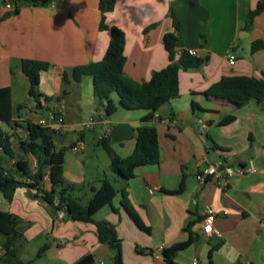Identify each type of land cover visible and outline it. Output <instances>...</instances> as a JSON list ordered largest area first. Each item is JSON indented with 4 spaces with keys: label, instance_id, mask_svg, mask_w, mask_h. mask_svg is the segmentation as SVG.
<instances>
[{
    "label": "crops",
    "instance_id": "0c3cea01",
    "mask_svg": "<svg viewBox=\"0 0 264 264\" xmlns=\"http://www.w3.org/2000/svg\"><path fill=\"white\" fill-rule=\"evenodd\" d=\"M258 1L173 0L182 49L196 50L206 63L179 72L177 98L153 110L134 109L114 94L118 108L108 115L104 103L94 96L93 78L86 76L76 83L72 76L75 67L101 61L110 44V31L100 30L99 0H17L12 14L0 0V89H10L13 111L12 124L0 122V132L10 137L15 155L10 159L0 149V165L9 169L22 159L35 170V157L22 149L27 139L24 122L37 123L57 106L63 107L66 128L53 133V143L57 151L65 152L64 180L82 187L74 195L87 203L103 178L113 183L118 193L112 205L95 215V221L116 227L126 264H165L163 250L186 241L189 224L195 242L175 255L178 264L194 260L264 264V101L251 100L238 109L214 98L226 80H264V49L251 50L253 42L264 40V12L254 19L251 30L245 29ZM169 6L170 0H116L114 11L107 15V25L125 34L127 78L144 83L169 64L163 45L164 35L173 30L166 17ZM230 54L237 58L234 66L228 62ZM25 59L50 64L40 75L39 105L29 96L30 81L22 69ZM229 115H235L236 121L220 126ZM91 120L93 125L84 128ZM140 128L157 130L160 163L138 168L131 180H118L101 142L118 157H129ZM88 136L96 137L105 153L93 175L84 169L92 158ZM78 142H83L82 148L76 147ZM238 158H246L242 168H229ZM219 161L226 163L220 171L223 175L233 174L227 187L204 174ZM238 169L246 174L237 173ZM198 175L204 176L202 182ZM122 189L150 234L136 227L122 208ZM40 201L25 188L18 189L10 202L0 193V228L10 216L18 217L23 227L18 244L22 261L75 264L91 255L93 264H114L116 251L99 242L93 224L68 216L58 219ZM206 206L214 211L210 234L203 232ZM45 245L48 249L38 257Z\"/></svg>",
    "mask_w": 264,
    "mask_h": 264
},
{
    "label": "trees",
    "instance_id": "16d2710c",
    "mask_svg": "<svg viewBox=\"0 0 264 264\" xmlns=\"http://www.w3.org/2000/svg\"><path fill=\"white\" fill-rule=\"evenodd\" d=\"M172 1L170 0L166 17L171 19L173 30L166 33L163 37V45L168 53L169 64L165 68L154 72L149 81L138 83L127 78L124 74L126 62L124 32L118 27H109L106 23L107 15L115 9L116 0H99V9L102 15L100 30L110 31V44L101 61L75 67L72 71V76L76 83H80L86 76L93 78L94 96L101 103H104L108 115L114 114L118 108V104L113 98L114 94L118 95L121 104L134 109L147 108L153 110L158 104L177 98L179 95V72L181 70L198 69L206 63L207 59L191 56L182 49L180 22L174 16ZM263 12L264 0H259L248 14L245 29L251 30L254 19ZM156 25L154 24L150 28H154ZM263 49L264 40L253 42L252 53ZM49 68L50 64L47 62L30 59L22 61L23 72L30 81L29 96L38 105L43 97L39 92L40 75ZM214 98L230 102L238 109L251 100L261 103L264 101V80H226L221 84L220 92ZM50 100V98H47V101ZM21 109L22 107L20 106L19 110ZM235 121L236 116L229 115L219 125L227 126ZM0 122L8 125L13 122L9 88L0 89ZM23 127L27 133V139L22 143L23 153L31 154L35 157V170L32 171L29 163L22 159L17 160L9 169L0 165V193L10 202L18 189L25 188L34 192L37 198L54 207L55 202L58 201L59 206L55 208L57 210L65 208V216L74 221L91 223L95 226L99 242L107 244L116 251V256L113 260L114 264H126L122 258V246L118 240L116 227L109 222L95 221V215L105 206L112 205L118 193L113 183L104 178L90 201L87 204H83L74 195L76 191H81L82 187L69 184L64 180L65 152L64 150L57 151L53 143V132L32 121L24 122ZM45 137H49V140L44 145ZM135 142L134 152L126 158L118 157L108 145L101 142V145L109 155L110 169L118 180H131L135 177V172L138 168L160 163L159 136L155 128L138 129ZM0 149L8 158L14 159L15 155L11 139L8 135L1 132ZM121 194L122 208L136 227L150 234V229L142 223L130 205L127 191L122 189ZM190 227L191 224L185 229L189 233L186 241L176 243L163 250L165 264H178L175 261V255L187 250L194 244L195 238L189 232ZM0 235L2 237L0 249L4 251L0 264H29L22 261L19 257L18 244L23 237V227L20 219L16 216L8 217L6 221L1 223ZM47 249V245L42 247L38 252V257ZM93 263V257L86 255L75 264Z\"/></svg>",
    "mask_w": 264,
    "mask_h": 264
},
{
    "label": "built area",
    "instance_id": "2783aa9c",
    "mask_svg": "<svg viewBox=\"0 0 264 264\" xmlns=\"http://www.w3.org/2000/svg\"><path fill=\"white\" fill-rule=\"evenodd\" d=\"M17 0H3V6L4 9L8 13H14L17 10ZM187 53L194 57H199L198 52L196 50H187ZM237 58L233 54H230L228 57V62L231 66H234L236 64ZM37 124L49 129L53 133H61L65 128V119L63 115V107L57 106L52 111L49 112L48 116L46 118H42L37 121ZM93 125V121L89 124H85L83 127L88 128ZM78 148L83 147V142H78L77 146ZM226 163L224 161H219L218 163L209 166L204 174L208 177H214L216 183L222 187H227V181L229 177H232L233 174L227 173L226 175H223L220 171L225 167ZM36 167V164H35ZM237 173L243 175L246 174L244 170L238 169ZM197 179L202 182L204 180V176L198 175ZM154 190H151L150 193L153 194ZM59 206V202H55V207ZM65 208H62L61 210H57L56 217L58 219H63L65 217ZM205 213V219H204V226H203V232L206 234L212 233L213 226L212 222L214 220V211L210 206H206L204 208ZM163 250V248H161ZM4 255V251L0 249V260L2 256ZM192 264H200L198 260H194Z\"/></svg>",
    "mask_w": 264,
    "mask_h": 264
},
{
    "label": "rangeland",
    "instance_id": "374dc122",
    "mask_svg": "<svg viewBox=\"0 0 264 264\" xmlns=\"http://www.w3.org/2000/svg\"><path fill=\"white\" fill-rule=\"evenodd\" d=\"M241 53H242L241 50L237 51V54L240 55ZM3 127L6 130H8V127L6 125H4ZM93 137L94 136H91V137L88 136L87 140H86L87 151H89V153L92 154V158H89V160L86 163V166L84 167V169L86 171H88V173H90L92 175L96 172L98 165L102 164V162L99 163V160H101L102 157L105 156V153H104V150H103L102 146L98 144V139H96V137H94V138ZM82 203L83 204H87L86 198L82 199ZM1 241H2V239L0 238V242Z\"/></svg>",
    "mask_w": 264,
    "mask_h": 264
},
{
    "label": "water",
    "instance_id": "95a60500",
    "mask_svg": "<svg viewBox=\"0 0 264 264\" xmlns=\"http://www.w3.org/2000/svg\"><path fill=\"white\" fill-rule=\"evenodd\" d=\"M49 140V137H45L43 144L45 145L46 142ZM246 158H238L235 161L232 162V164L229 166V168H242L243 162L245 161ZM53 215L57 214V209L50 205L49 203L45 202L44 200L40 201Z\"/></svg>",
    "mask_w": 264,
    "mask_h": 264
}]
</instances>
